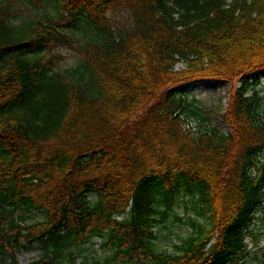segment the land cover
Wrapping results in <instances>:
<instances>
[{
    "label": "trees",
    "instance_id": "1",
    "mask_svg": "<svg viewBox=\"0 0 264 264\" xmlns=\"http://www.w3.org/2000/svg\"><path fill=\"white\" fill-rule=\"evenodd\" d=\"M59 46L78 63L60 68ZM249 73L264 0H0V264H244L264 212ZM201 79L234 84L227 131L175 90ZM176 208L191 230L158 251ZM95 238L108 254L80 257Z\"/></svg>",
    "mask_w": 264,
    "mask_h": 264
},
{
    "label": "rangeland",
    "instance_id": "2",
    "mask_svg": "<svg viewBox=\"0 0 264 264\" xmlns=\"http://www.w3.org/2000/svg\"><path fill=\"white\" fill-rule=\"evenodd\" d=\"M31 11L34 10L31 9ZM22 12L25 16L32 13L26 10V8H22ZM109 20L113 28L120 26L126 27L130 22L129 11L121 9L112 12ZM54 53H59L62 56L59 64L60 68L71 67L78 63V59L74 55L73 50L68 47L59 46L54 49ZM181 65L178 63L176 66L180 67ZM253 75L249 73V76L252 78L247 94H253L255 96L260 110L264 112V76L254 78ZM233 88L234 84L224 79H201L175 86V90L188 93L200 100L204 114L209 117L213 124L219 126L223 131H227L229 127L223 119L222 114L228 107ZM191 123L194 129L199 127V121L196 118L191 119ZM258 163L264 166V151L258 154ZM262 206L264 207V203ZM175 212L179 214V219L171 215L166 221L157 223L154 226L153 230L156 236L154 245L158 251L172 252L174 244L178 243L191 230L187 215L183 214L180 208H176ZM255 217L254 223L251 226L255 237H248L250 254L246 257L244 264H264V256L261 253V249L264 247V212L260 209ZM87 248V250L80 254V257L86 255L90 260L92 258L101 260L108 254V250L101 249L100 240L97 238L94 239V244ZM38 252L37 249L20 250L16 252V257L19 262L27 263L35 258Z\"/></svg>",
    "mask_w": 264,
    "mask_h": 264
}]
</instances>
